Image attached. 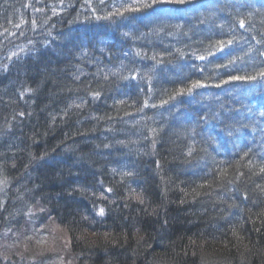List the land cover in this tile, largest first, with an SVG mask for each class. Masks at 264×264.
I'll use <instances>...</instances> for the list:
<instances>
[{
    "label": "trees",
    "instance_id": "obj_1",
    "mask_svg": "<svg viewBox=\"0 0 264 264\" xmlns=\"http://www.w3.org/2000/svg\"><path fill=\"white\" fill-rule=\"evenodd\" d=\"M262 51L264 0H0V229L37 203L75 264H264V80L223 83Z\"/></svg>",
    "mask_w": 264,
    "mask_h": 264
},
{
    "label": "rangeland",
    "instance_id": "obj_2",
    "mask_svg": "<svg viewBox=\"0 0 264 264\" xmlns=\"http://www.w3.org/2000/svg\"><path fill=\"white\" fill-rule=\"evenodd\" d=\"M26 49L28 47L23 46L20 40L11 44V53L21 58L28 54ZM2 61L0 58V64ZM261 79L258 77L257 80ZM6 187V182L0 180L2 211L6 206L13 209L22 202L19 196L18 199L14 195L8 199ZM23 205L22 215L14 219L18 227L14 231L0 229V264H75L68 250V235L64 228L53 222L43 206L37 203L33 206Z\"/></svg>",
    "mask_w": 264,
    "mask_h": 264
},
{
    "label": "snow or ice",
    "instance_id": "obj_3",
    "mask_svg": "<svg viewBox=\"0 0 264 264\" xmlns=\"http://www.w3.org/2000/svg\"><path fill=\"white\" fill-rule=\"evenodd\" d=\"M167 2H176V3H187L189 2V0H167ZM152 5L149 4V3H140L138 6L136 7H129L127 10L128 11H140L141 8H149L151 7ZM112 15H116V16H121L123 15L122 12L120 11H117L115 13H110L108 16H105V17H102L103 19H110ZM98 19L101 18V17H97ZM240 27L241 28H244L245 27V22L243 20H241L240 22ZM233 40H217L214 44H211L209 46V49H206V55H200L198 56L197 58L199 60H205L207 59L208 56H214L215 55V52L212 51V49H215L216 52H222L224 50V48L228 45H231L233 44ZM260 56H264V51L260 52L259 53ZM159 63V61H158ZM234 63V60H229L228 61V64H233ZM228 65H218V67H227ZM257 77H260V78H264V71H259L256 73L255 76L253 75H230L229 76V79L227 81H223V83H229V82H232V81H239V82H252V81H255L257 79ZM135 78V77H133ZM205 85L202 84L200 81H195L194 83L191 84V86L187 87V88H181L179 90H177L176 93L173 94V96L169 97V99H174L175 96L177 95H183V94H191L193 89L195 88H200V87H204ZM219 86V85H217ZM94 95H98V93L94 94ZM162 103H167V101H162ZM155 106V105H153ZM201 119H206V117H202ZM238 131V129H237ZM228 135H232V131L229 130ZM247 155V153L245 154ZM260 171L262 173H264V167H261ZM103 213V210H101V214Z\"/></svg>",
    "mask_w": 264,
    "mask_h": 264
},
{
    "label": "bare ground",
    "instance_id": "obj_4",
    "mask_svg": "<svg viewBox=\"0 0 264 264\" xmlns=\"http://www.w3.org/2000/svg\"><path fill=\"white\" fill-rule=\"evenodd\" d=\"M171 6H172V5H171ZM158 13H163V14H164V11H163V10H159ZM158 13H157V14H158Z\"/></svg>",
    "mask_w": 264,
    "mask_h": 264
}]
</instances>
